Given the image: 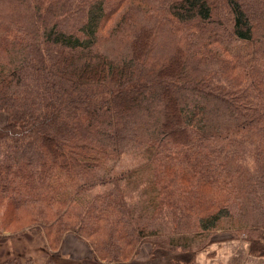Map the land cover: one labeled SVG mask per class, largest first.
Listing matches in <instances>:
<instances>
[{"label":"trees","instance_id":"1","mask_svg":"<svg viewBox=\"0 0 264 264\" xmlns=\"http://www.w3.org/2000/svg\"><path fill=\"white\" fill-rule=\"evenodd\" d=\"M0 113V235L264 257V0H0Z\"/></svg>","mask_w":264,"mask_h":264},{"label":"rangeland","instance_id":"2","mask_svg":"<svg viewBox=\"0 0 264 264\" xmlns=\"http://www.w3.org/2000/svg\"><path fill=\"white\" fill-rule=\"evenodd\" d=\"M7 121L8 115L0 113V127ZM242 237L236 239L231 237L229 232L218 230L213 235V242L207 250L222 242L238 243L243 240ZM61 242L60 247L54 250L48 247L44 234L40 230L4 233L0 235V264H106L91 258L92 248L72 234L64 236ZM207 250L169 252L161 248L152 249L146 243L140 246L131 260L114 264H185L189 261L190 255L196 256Z\"/></svg>","mask_w":264,"mask_h":264},{"label":"crops","instance_id":"3","mask_svg":"<svg viewBox=\"0 0 264 264\" xmlns=\"http://www.w3.org/2000/svg\"><path fill=\"white\" fill-rule=\"evenodd\" d=\"M212 248L196 256L190 255L185 264H264V257H255L248 253V244L243 240L238 243L222 242Z\"/></svg>","mask_w":264,"mask_h":264}]
</instances>
